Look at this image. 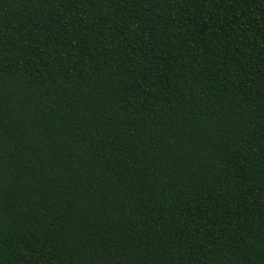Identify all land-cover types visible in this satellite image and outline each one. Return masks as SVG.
I'll return each mask as SVG.
<instances>
[{
	"label": "trees",
	"instance_id": "trees-1",
	"mask_svg": "<svg viewBox=\"0 0 264 264\" xmlns=\"http://www.w3.org/2000/svg\"><path fill=\"white\" fill-rule=\"evenodd\" d=\"M0 264H264V0H0Z\"/></svg>",
	"mask_w": 264,
	"mask_h": 264
}]
</instances>
